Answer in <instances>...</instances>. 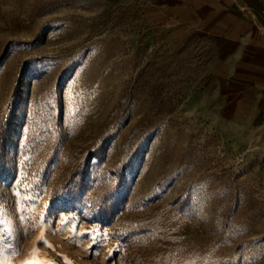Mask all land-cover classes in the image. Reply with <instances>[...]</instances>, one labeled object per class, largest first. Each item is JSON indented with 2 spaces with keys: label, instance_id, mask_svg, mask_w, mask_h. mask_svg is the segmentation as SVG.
<instances>
[{
  "label": "rangeland",
  "instance_id": "1",
  "mask_svg": "<svg viewBox=\"0 0 264 264\" xmlns=\"http://www.w3.org/2000/svg\"><path fill=\"white\" fill-rule=\"evenodd\" d=\"M143 13L0 0V264H264V149L194 104L213 46L136 45Z\"/></svg>",
  "mask_w": 264,
  "mask_h": 264
},
{
  "label": "crops",
  "instance_id": "2",
  "mask_svg": "<svg viewBox=\"0 0 264 264\" xmlns=\"http://www.w3.org/2000/svg\"><path fill=\"white\" fill-rule=\"evenodd\" d=\"M142 1L145 27L136 45L211 44L215 87L209 100L195 91L194 104L234 130L253 132L251 139L264 149V0ZM215 96L219 104L210 105Z\"/></svg>",
  "mask_w": 264,
  "mask_h": 264
}]
</instances>
